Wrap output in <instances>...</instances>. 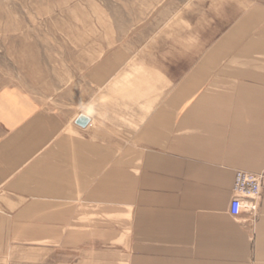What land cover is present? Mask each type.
<instances>
[{"label": "crops", "instance_id": "1", "mask_svg": "<svg viewBox=\"0 0 264 264\" xmlns=\"http://www.w3.org/2000/svg\"><path fill=\"white\" fill-rule=\"evenodd\" d=\"M155 86L90 113L0 88V264H264V197L229 211L264 174V3Z\"/></svg>", "mask_w": 264, "mask_h": 264}, {"label": "rangeland", "instance_id": "2", "mask_svg": "<svg viewBox=\"0 0 264 264\" xmlns=\"http://www.w3.org/2000/svg\"><path fill=\"white\" fill-rule=\"evenodd\" d=\"M256 3L264 0H0V88L88 113L96 99L157 97L156 83L165 88ZM110 61L107 76L97 68Z\"/></svg>", "mask_w": 264, "mask_h": 264}, {"label": "built area", "instance_id": "3", "mask_svg": "<svg viewBox=\"0 0 264 264\" xmlns=\"http://www.w3.org/2000/svg\"><path fill=\"white\" fill-rule=\"evenodd\" d=\"M264 197V174L238 170L234 176L233 197L229 211L233 217L243 212L256 216L259 201Z\"/></svg>", "mask_w": 264, "mask_h": 264}, {"label": "water", "instance_id": "4", "mask_svg": "<svg viewBox=\"0 0 264 264\" xmlns=\"http://www.w3.org/2000/svg\"><path fill=\"white\" fill-rule=\"evenodd\" d=\"M77 122L81 126L85 127L89 123V118H87L85 115H82L79 117Z\"/></svg>", "mask_w": 264, "mask_h": 264}]
</instances>
